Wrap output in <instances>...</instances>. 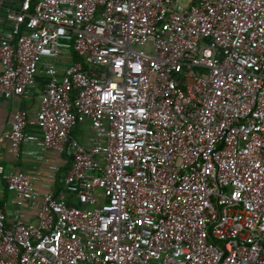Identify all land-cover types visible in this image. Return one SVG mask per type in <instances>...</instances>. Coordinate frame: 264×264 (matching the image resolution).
<instances>
[{"label": "built area", "instance_id": "2783aa9c", "mask_svg": "<svg viewBox=\"0 0 264 264\" xmlns=\"http://www.w3.org/2000/svg\"><path fill=\"white\" fill-rule=\"evenodd\" d=\"M2 2L0 1V7ZM0 31V99L41 77L61 191L0 165L35 213L0 264H264V0H20ZM89 121L90 146L71 132ZM28 113L14 112L18 156Z\"/></svg>", "mask_w": 264, "mask_h": 264}, {"label": "crops", "instance_id": "0c3cea01", "mask_svg": "<svg viewBox=\"0 0 264 264\" xmlns=\"http://www.w3.org/2000/svg\"><path fill=\"white\" fill-rule=\"evenodd\" d=\"M0 1L2 2L0 7V31H4L10 25L6 18L8 10L17 8L20 0ZM1 72L2 67L0 65V74ZM36 80L37 85L27 94L9 99H0V165L8 172H22L31 176L35 188L43 194L49 189L62 190L63 179L67 172L65 168L71 166V159L66 154L42 148L43 133L35 120L38 111V94L42 81L39 76ZM18 109L27 111L30 123L26 128L28 140L21 146V152L16 156L12 151L8 133L11 129L12 116ZM58 175L61 181V189H58L59 185L56 182ZM16 199V195L7 190L4 183H0V208L5 212L7 224H14L19 217H22L25 222L36 221L35 213L26 207L19 206Z\"/></svg>", "mask_w": 264, "mask_h": 264}, {"label": "rangeland", "instance_id": "374dc122", "mask_svg": "<svg viewBox=\"0 0 264 264\" xmlns=\"http://www.w3.org/2000/svg\"><path fill=\"white\" fill-rule=\"evenodd\" d=\"M179 3L183 5H187L189 3V0H178ZM93 131L91 129V123L89 121H86L79 126H77L74 130V137L81 143H84L86 145H90L91 141L93 139Z\"/></svg>", "mask_w": 264, "mask_h": 264}, {"label": "trees", "instance_id": "16d2710c", "mask_svg": "<svg viewBox=\"0 0 264 264\" xmlns=\"http://www.w3.org/2000/svg\"><path fill=\"white\" fill-rule=\"evenodd\" d=\"M74 130H75V129H73V131L71 132V136H72V137H74ZM70 167H71V166L65 168V171H68V170L70 169ZM56 179H57L56 182H57V184L59 185V186H58V189H61V186H60V185H61V184H60L61 181H60V179H59V175H58V177H57Z\"/></svg>", "mask_w": 264, "mask_h": 264}]
</instances>
